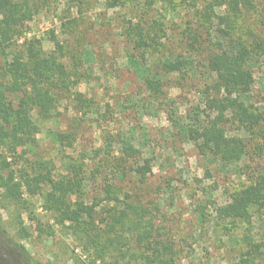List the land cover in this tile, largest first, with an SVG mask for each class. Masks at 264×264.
Masks as SVG:
<instances>
[{"label": "rangeland", "instance_id": "374dc122", "mask_svg": "<svg viewBox=\"0 0 264 264\" xmlns=\"http://www.w3.org/2000/svg\"><path fill=\"white\" fill-rule=\"evenodd\" d=\"M33 2L39 4V12L24 24L11 47L0 48V64L34 46L64 66L70 87L48 114H31L35 143L15 150L23 169L29 172L31 163L50 161L54 177L67 181L69 204L102 202L108 195L100 186L111 185L118 201L95 208L100 229L108 208L126 211L132 201L152 202L160 212L155 214L157 225L183 245L179 264H232L243 251L244 236L260 246L256 264H264V206L248 207L244 219L215 213L234 192L255 183L264 124L249 129L219 103L210 108L215 96L206 91L214 77L205 69V56L218 41L216 29L230 32L217 20L227 15L237 35L253 43L249 63L253 85L241 100L249 110L264 112V0H237L234 13L226 8L229 0ZM216 5L205 23V7ZM131 25L157 36L145 38L147 46L134 50ZM191 25L201 27L203 40L194 49L184 38ZM226 41L219 40L224 46ZM169 62L181 65L180 71L164 72L163 65ZM214 121L227 137L243 140L247 154L239 161L223 163L200 154L188 139L186 128L207 131ZM127 145L137 154L119 160ZM146 158L152 159V174L141 184L136 169ZM164 182L172 191L158 198ZM22 191L20 203L4 200L0 191V223L11 239V250L19 244L41 264L107 263L82 252L76 243L79 231L73 233L68 223H59L62 209L48 211L41 196ZM18 221L29 232L28 239L19 238ZM120 233L117 230L116 236L122 235L118 242L124 249L127 233Z\"/></svg>", "mask_w": 264, "mask_h": 264}, {"label": "trees", "instance_id": "16d2710c", "mask_svg": "<svg viewBox=\"0 0 264 264\" xmlns=\"http://www.w3.org/2000/svg\"><path fill=\"white\" fill-rule=\"evenodd\" d=\"M232 5V6H231ZM211 6L202 14L205 23ZM230 7V8H229ZM237 0H229L228 8L232 13L237 11ZM39 4L33 0H0V48L8 49L14 41H17L20 29L26 22H30L39 12ZM197 14V13H196ZM196 17L201 19L198 14ZM219 24L230 28V32L216 29L218 41L212 43V48L205 56V69L213 75L214 81L208 86L207 95L211 92L215 98L209 102L210 108H215L219 103L223 111L243 127L253 129L264 124V112L257 113L249 110L241 100V96L248 93L253 85V76L249 67L252 59L253 43L237 35L231 26L227 15L217 16ZM132 37H136L133 48L146 47V41L150 36L138 25H131ZM135 30V31H133ZM201 27H188L185 32V41L191 49L194 45L203 42ZM221 38H227L224 44ZM201 39V40H200ZM21 55L12 56L3 64H0V191L4 200L11 203H20L24 191L31 197L39 195L43 199L44 208L48 211H63L59 217V223H68L70 230H77L78 241L86 256L94 257L93 260L107 259L106 264H179L184 259L183 245L177 243L168 236L162 226L157 225L159 220L156 213L159 209L152 202L147 204L132 201L127 204V210H117L110 207L106 210V217L100 223L104 229H100L95 221V208L108 206L111 202L118 201L116 193L111 185L107 184L100 189L108 195L102 202H93L85 205L76 201L69 204L66 199L67 181L54 177V165L50 161H35L31 163L29 172L23 169L22 163L15 155L17 148H32L35 143L33 137L34 123L31 114L35 111L45 116L52 111L61 98L59 95L69 89L67 71L64 66L56 62L53 56H43L36 47L24 48ZM181 65H172L170 62L163 65L164 72H179ZM68 92V91H67ZM63 98V97H62ZM218 105V104H216ZM187 137L196 146L200 154L211 156L223 163L239 161L246 153V146L238 137H227L224 129L217 121L211 122L207 131H197L186 128ZM69 136L64 137L68 140ZM68 146H72V140H68ZM132 145L123 146L119 160L125 161L126 157L132 158L135 154ZM137 154V153H136ZM132 156V157H131ZM261 163L257 170L255 183L250 184L234 192L230 201L215 209L220 218L244 219L247 216V208L256 205L264 206V150L259 157ZM143 165L138 167V182L146 183L152 174V159H143ZM13 166H16L15 169ZM68 165L67 171H72ZM18 173V175H16ZM30 173V174H28ZM166 186L159 197L164 193H171V185ZM45 187V188H44ZM44 189H46L44 191ZM161 190V187H159ZM168 190V191H167ZM167 191V192H166ZM113 196V198H112ZM112 198V199H111ZM104 202V205H102ZM116 212V213H115ZM19 223V238L28 239L30 234ZM97 226V227H96ZM117 230L127 233L124 237L126 245L124 249L118 242L122 235H117ZM45 233L43 230H38ZM120 233V234H121ZM0 223V264H41L33 261L21 245L15 244L10 249V237L6 235ZM47 236H52L47 232ZM117 239L116 241H114ZM119 245V247H116ZM242 252L237 255L232 264H256L260 256V246L253 243L247 236L241 239Z\"/></svg>", "mask_w": 264, "mask_h": 264}]
</instances>
